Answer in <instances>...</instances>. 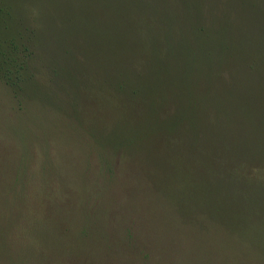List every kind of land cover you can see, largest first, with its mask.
I'll use <instances>...</instances> for the list:
<instances>
[{"label":"rangeland","instance_id":"obj_1","mask_svg":"<svg viewBox=\"0 0 264 264\" xmlns=\"http://www.w3.org/2000/svg\"><path fill=\"white\" fill-rule=\"evenodd\" d=\"M3 6L0 264H264V0Z\"/></svg>","mask_w":264,"mask_h":264},{"label":"trees","instance_id":"obj_2","mask_svg":"<svg viewBox=\"0 0 264 264\" xmlns=\"http://www.w3.org/2000/svg\"><path fill=\"white\" fill-rule=\"evenodd\" d=\"M5 1L7 2V0H5ZM3 5H4V0H0V74H2L1 76L12 87H14L15 89H21L22 90L27 83V79L25 77L24 72L27 70L28 61L31 58V56H29L27 54H23V56H19V53L26 46L23 43L17 44L15 41L7 39V37L5 38V35L1 34V28L3 27V23L6 26L7 23L10 21L9 16L11 15V12H8L10 10L6 9ZM1 23H2V25H1ZM6 32H7V36L10 35L9 30L8 31L6 30ZM19 36L21 37V40H22V38H24L22 35H19ZM12 39H14V38H12ZM203 39H206V37L203 36ZM225 54H226V50L224 51L223 54L219 55L217 53V55L215 56L216 60H218V61L225 60L226 62L227 61L229 62V58L234 56L230 51L228 52L227 55H225ZM229 55H231V56H229ZM255 63H256V61H255ZM246 68L250 69L252 72H254V70L256 69L257 70L256 73L254 72L253 74H258L259 69L254 67V65H252V67L250 66V67H246ZM241 74H242V76H244L246 73L242 72ZM248 78L249 77H246V79H248ZM247 81L248 82L242 83L243 87L241 88V90L245 89L248 85H250V83L251 84L256 83L254 80H250V79H248ZM196 95H197V92H196ZM255 96H258V95H255ZM197 97H198L197 100L195 102H191L189 106L194 107L193 110H195V112L198 111V113H199L200 110H199V107L197 105H199L201 103V100H200V97L198 95H197ZM216 97H218L217 98V104L214 103V104H216V106L210 105L208 107L217 110L215 112L217 114L219 121H218V123L217 122H210V125H211L212 129L216 128L215 130H218L219 127L222 126L221 124H224V123L227 124L228 122L230 124H235L234 120H232L231 117L234 114L236 107L232 106L231 104L228 105L229 98H225L224 99L225 101H223L222 95L216 94ZM190 98L191 99L194 98L193 93H190ZM203 106L205 107V105H203ZM203 106H202V108H203ZM237 107H244V106L242 104L241 105L239 104V106H237ZM172 124L173 123H170V127H168V129H167L166 133L168 135L174 134L176 132L177 128L172 129L175 127ZM245 125H246V123H245ZM253 125L256 127V125H258L257 121H254ZM260 127H261V125L258 126V128H260ZM183 128H185V127H183ZM229 128L231 129L232 126H229ZM192 129H193V127H192ZM261 129H263V128H261ZM171 130H174L175 132H173ZM233 131H235V130L233 129ZM163 132H165L164 129H163ZM225 132H227V129L225 130ZM258 135H260V134H258ZM133 144H134V140L131 139V145H133ZM113 147H114V145L110 148L113 149ZM119 151L123 152L120 149H119ZM200 192H202V191H200ZM208 192H209V190H208Z\"/></svg>","mask_w":264,"mask_h":264}]
</instances>
